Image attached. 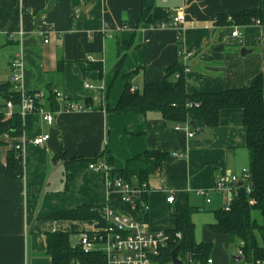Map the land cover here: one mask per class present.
<instances>
[{
    "label": "crops",
    "instance_id": "0c3cea01",
    "mask_svg": "<svg viewBox=\"0 0 264 264\" xmlns=\"http://www.w3.org/2000/svg\"><path fill=\"white\" fill-rule=\"evenodd\" d=\"M156 6L167 9L169 22L180 13L185 21L178 27H138L144 10ZM258 7L264 9V0H0V84L11 81L10 63L21 52L23 88L42 91L47 99L45 89L59 87L64 99L56 97L55 108L48 104L47 109L55 113L54 124L31 112L23 117V136L0 140V264H51L44 255L46 233L81 234L96 226L93 220L47 218L55 211L93 204L100 206L102 216L104 208L111 207L165 231L175 225L170 212L191 202L193 192H210L218 175L248 169L247 129L240 109L221 110L219 124L211 128L190 114V126L191 122L196 126L190 130L186 124L172 125L159 112L115 114L104 105L113 107L127 83L141 89L146 82L162 79L177 60L185 65L186 90L191 94L241 87L258 74L264 87V24L215 23L219 15L229 17ZM235 29L237 36L232 35ZM131 37L134 45L115 75L118 41ZM88 55L94 61L102 59V78L96 70L84 69ZM59 59L64 60L62 70L57 68ZM109 86L104 100L103 89ZM86 97L92 99L91 108L67 111L63 107L66 99L84 105ZM43 134L50 135L43 145H24V175L7 178L6 156L12 144ZM105 147L117 168L147 149L176 156L150 177L146 211L137 212L120 192L110 191L104 173L90 169L88 161H71L73 156L93 158ZM170 195L175 196L172 203L167 200ZM239 261L233 257L231 264Z\"/></svg>",
    "mask_w": 264,
    "mask_h": 264
},
{
    "label": "trees",
    "instance_id": "16d2710c",
    "mask_svg": "<svg viewBox=\"0 0 264 264\" xmlns=\"http://www.w3.org/2000/svg\"><path fill=\"white\" fill-rule=\"evenodd\" d=\"M169 22V15L164 6H156L144 10L139 26L160 27ZM215 23L224 26L229 23L247 25L252 23L264 24V9L249 8L231 14L229 17L219 15ZM178 51L183 54L181 32L178 30ZM128 41H118V59L115 65L117 75L122 68L127 51L133 46ZM85 70H96L99 77H103V61H88L85 57ZM64 60L59 59L57 68L62 70ZM49 86V85H47ZM131 83H127L112 107L105 102L107 112L115 114L159 112L161 116L177 127L187 125L190 130V114L202 118L207 127H216L219 124L220 112L223 109H240L243 124L247 129V148L249 155V181L250 194L245 193V185L239 183L234 196L228 205L210 210L214 221L209 228L218 234L227 237L230 245H235L241 260L236 264H261L264 260V87L262 75L258 74L246 85L237 88L224 89L219 92H204L191 94L186 90L185 65L177 60L168 67L166 75L155 82H146L141 89L132 90ZM49 95L47 103L55 108L58 104L54 89L47 87ZM111 86L105 89L104 100L109 96ZM0 140L4 136L10 139L23 136V118L14 110L7 117L3 112L6 101L10 100L16 105L20 102V92L14 88V83L8 81L0 84ZM66 99V98H65ZM69 100V99H66ZM84 105L76 109L91 108L92 99L84 98ZM41 105H44L40 103ZM65 110H69L67 105ZM176 156L160 150L147 149L124 161L122 167L117 168L111 151L105 147L93 158L73 156L71 161L85 160L89 163L104 162L108 165V177L111 181L121 178L132 186L141 188L134 197V209L141 211L140 202H148L150 191L149 179L152 175L160 173L164 163L171 162ZM5 175L7 178H21L24 175V161L21 150L12 144L6 156ZM68 174V180H70ZM99 205L81 204L75 208L61 209L51 213L47 218L53 220H93L97 225L104 226L105 220L98 212ZM253 209L258 210L262 221L258 222L252 217ZM201 207L193 206L188 201L177 205L170 216L174 218L173 228L165 230L168 237L167 244L160 250L162 262L171 261V252L178 247L177 254L184 264H207V259L213 249V243L198 241L196 238V225L193 214ZM70 232L51 231L46 233V250L44 255L51 259V264H106L105 256L98 250L85 252L79 242H70Z\"/></svg>",
    "mask_w": 264,
    "mask_h": 264
},
{
    "label": "built area",
    "instance_id": "2783aa9c",
    "mask_svg": "<svg viewBox=\"0 0 264 264\" xmlns=\"http://www.w3.org/2000/svg\"><path fill=\"white\" fill-rule=\"evenodd\" d=\"M184 21L185 15L180 13L170 22L162 23L160 27H178V25ZM238 34L239 31L237 29L232 32L233 36H237ZM47 41L46 39L45 42ZM184 55L191 56V53L185 51ZM86 58L88 61H94L90 55L86 56ZM10 67L12 70L11 81L14 83V88L20 92V102L15 108L12 101H6L3 108L5 115L9 117L14 110H17L23 118L28 113L38 112L48 125L54 124L55 117L53 113L46 110L44 106L40 104L43 103L44 92L27 91L23 88L24 61L21 52L17 53L12 59ZM86 87H92V85L86 84ZM134 89L135 87H132V90ZM104 90L105 89H103V91ZM55 93L56 97L59 98L60 94L57 91H55ZM66 105L69 108L67 111L78 107L77 104L68 100ZM192 135L193 134L190 133V136ZM49 137V134H43L28 141L23 139L21 142L17 143L16 148L20 149L21 154H23V148L26 143L29 142L40 146L43 145ZM89 168L95 171H102L105 175L108 189L110 191L120 192L122 200L130 203L134 209V197L141 191L140 187L132 186L129 182L123 181L121 178L111 181L108 177V165L104 162L98 161L89 163ZM248 181V169H243L239 174H220L216 179L214 190L218 193L228 194L230 200L237 192V185L239 183L245 185L246 194L251 193ZM197 193L203 196L205 201H211L208 190L200 189ZM167 200L172 203L175 200V196L170 195ZM140 205L141 211H146L149 204L142 200ZM102 218L105 220L104 226L96 225L93 230L81 233L79 244L85 252L94 250L102 252L105 256L106 264H165V262L160 260V250L167 244L168 239L164 230L152 229L148 224L137 217L111 207L104 208ZM239 254H241V252H239ZM170 262L172 263V261ZM207 264H212L210 258L207 259ZM261 264H264V260Z\"/></svg>",
    "mask_w": 264,
    "mask_h": 264
},
{
    "label": "rangeland",
    "instance_id": "374dc122",
    "mask_svg": "<svg viewBox=\"0 0 264 264\" xmlns=\"http://www.w3.org/2000/svg\"><path fill=\"white\" fill-rule=\"evenodd\" d=\"M127 41L134 44V39L132 37ZM47 81H49V77L47 78ZM88 83L93 84L92 82H88ZM54 90H57V92L60 94L59 99H63L62 90L59 87H57ZM45 95L46 98H48L49 95L48 88L45 89ZM43 104L47 109L48 108L47 99H44ZM53 114L55 113L53 112ZM6 138L9 137L4 136V139ZM17 143L18 141L16 142V145ZM209 195L212 202L206 205L203 196L199 195L196 192H193L191 194V202L190 201L189 202L193 206H200V207L204 206L205 209V211L197 210L192 216L193 220L196 223V229H197L196 235H198L199 239L201 240H211L214 243L213 250L209 256V258L212 260V264H231L232 258L238 255V248L235 245H230L225 236L214 234L209 228V223L214 218L213 213L210 210L221 206H227L229 202L228 194L218 193L216 190L212 189L210 190ZM252 217L255 218L258 222L262 221V216L258 210L253 209ZM95 222L97 225V221ZM80 237L81 234L79 233H71L70 242L72 244H76L79 242ZM165 264H172V263L168 261Z\"/></svg>",
    "mask_w": 264,
    "mask_h": 264
},
{
    "label": "water",
    "instance_id": "95a60500",
    "mask_svg": "<svg viewBox=\"0 0 264 264\" xmlns=\"http://www.w3.org/2000/svg\"><path fill=\"white\" fill-rule=\"evenodd\" d=\"M245 52H246V49H242L241 50V54H244ZM191 125L194 126V122H191ZM177 250H178V247H176L171 252V261H172V264H183V261L178 258ZM234 259L236 261H239V260H241V257L240 256L239 257H234Z\"/></svg>",
    "mask_w": 264,
    "mask_h": 264
}]
</instances>
